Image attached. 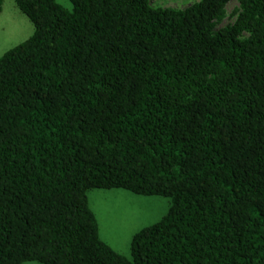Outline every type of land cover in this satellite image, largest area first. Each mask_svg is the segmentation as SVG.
I'll return each instance as SVG.
<instances>
[{"label": "trees", "instance_id": "16d2710c", "mask_svg": "<svg viewBox=\"0 0 264 264\" xmlns=\"http://www.w3.org/2000/svg\"><path fill=\"white\" fill-rule=\"evenodd\" d=\"M13 1L34 31L0 55V264H264V0ZM91 189L168 199L131 260Z\"/></svg>", "mask_w": 264, "mask_h": 264}, {"label": "rangeland", "instance_id": "374dc122", "mask_svg": "<svg viewBox=\"0 0 264 264\" xmlns=\"http://www.w3.org/2000/svg\"><path fill=\"white\" fill-rule=\"evenodd\" d=\"M63 8L71 10L69 0H55ZM193 0H150L154 6L183 8ZM234 2L226 6L230 14ZM230 21L227 16L217 27ZM34 26L15 5L13 0H2L0 9V55L32 35ZM93 212L100 239L111 249L131 260V237L140 229L158 221L167 211L169 201L162 196H140L123 189H91L86 193ZM22 264H42L25 261Z\"/></svg>", "mask_w": 264, "mask_h": 264}]
</instances>
